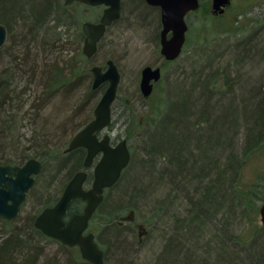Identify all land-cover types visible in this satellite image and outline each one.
I'll use <instances>...</instances> for the list:
<instances>
[{"label":"trees","instance_id":"1","mask_svg":"<svg viewBox=\"0 0 264 264\" xmlns=\"http://www.w3.org/2000/svg\"><path fill=\"white\" fill-rule=\"evenodd\" d=\"M131 4L135 18H142L143 23L152 20L145 30L154 31L156 12L140 0ZM76 6L66 5L65 0H0V23L9 31L7 44L0 48V164L22 165L36 157L44 163L37 181L50 176L45 186L48 192L39 201L41 209L21 213L11 221L0 218V264H90L48 253V245L54 243L69 248L34 225L40 211L55 204L52 186L82 169L86 149L65 153L66 141H53L43 130L45 126L40 131L37 123L33 137H27L28 145L22 132L29 114L35 122L59 94L73 97L81 92L82 107L72 110L75 113L67 129L78 130L74 118L93 111L100 92L106 89V85L93 88L94 75L81 49L85 40L79 22L82 11ZM65 26L68 28L59 31ZM72 34L76 35L78 58L75 54L64 58L61 53ZM254 43L249 38L225 55L207 54L202 49L190 60L189 71L172 83L177 90L175 102H170L157 123L152 114L150 125L155 129L144 147L148 158L140 160L146 167L148 186L140 183L121 199H153L158 216L174 221L175 233L166 237L159 264H196L197 257L205 264L206 256L219 251L223 256L219 253L217 264H264V244H258L264 233L257 232L247 242L239 233H230L226 223L229 219L235 228L236 219L241 218L237 212L247 214L239 219L245 221L252 212L258 214L264 200V173L257 174L254 182L244 179L250 162L264 159V73H253L254 65L261 62V50ZM132 100L126 98V107ZM135 163L131 161L127 169ZM92 179L90 174L89 181ZM161 192L162 197L156 196ZM84 207L82 199H75L68 216ZM114 227L110 224L109 228ZM116 232L111 237L116 254L130 255L127 243L122 238L118 241L120 233ZM199 236L209 237L201 250L195 245Z\"/></svg>","mask_w":264,"mask_h":264},{"label":"rangeland","instance_id":"2","mask_svg":"<svg viewBox=\"0 0 264 264\" xmlns=\"http://www.w3.org/2000/svg\"><path fill=\"white\" fill-rule=\"evenodd\" d=\"M255 1L257 0H237L236 4H238V6L234 8L232 11L233 13L221 18L209 17L205 21L207 28L201 32L200 35L197 31H193L194 34L190 37L191 41L181 57L174 63L163 65V82L160 83L153 97L147 101H145L140 94L141 71L146 65H152L162 61L160 47L158 46L160 35L145 30V27L152 20H148V18L146 22L143 23L142 18H135L136 15L130 12L131 3H133L134 0H130L131 5L128 9H125L123 19L116 23L102 39L98 53L92 59H88L85 56V60L90 66V69L93 65L106 66L109 59H113L120 69L122 80L119 87L118 98L114 104L113 123L107 131L113 135L116 142L123 138L128 140L132 152V161L136 162L129 170L127 169L124 171L117 185L106 190V199L90 223V230L96 233L100 242L107 248V242L109 241V254L106 256V264L160 263L159 257L164 251L166 237L168 235H174L173 233H175L174 221L171 219L167 220L168 216H163V214L158 216L156 213L158 204L153 199L149 198V202H145L138 198L134 200L127 198L125 201L121 198L124 192L139 186L140 183L148 186V182L144 178L146 167L140 164V160L148 158L144 151V147L147 145L146 143L155 129V127L151 128L150 119L153 114L155 123H157L169 109L170 102H175L176 99H174V95L177 94V90L175 89L176 86L172 83H176L175 79L178 78L180 74L184 75L185 72L189 71L191 68L189 62L193 59L195 54L201 52L202 49H210V51H213L216 55L222 53L225 55L228 51L232 50L235 45H239L243 41L252 38L253 43L255 42L257 44L256 46L261 50V58L259 60L261 62L254 65L253 73H264V3L255 5ZM76 5V8L82 11L80 16L81 21L79 19L81 28L85 21L97 22L103 14L104 7H88L82 3H76ZM76 13L78 12L76 11ZM148 15L149 14H147V16ZM148 17H150V15ZM151 17H153L152 14ZM194 22L197 25L200 23L199 20H194ZM69 23L70 30L72 25L71 22ZM203 27L205 26L203 25ZM64 28H68V26L59 28V31L63 32ZM75 40L76 35L72 34L69 37L67 49L61 53L64 55V58H69L74 54L78 58L79 48ZM83 46L84 42L81 47L82 50ZM183 68L186 70H183ZM104 90L100 92L99 97L95 101L96 104L94 108ZM80 93L81 92L77 93V95H73V97L59 94L54 101L51 102L46 112L40 115V117L35 118V122H32L34 118L29 114L23 121L22 132L26 133L27 143L24 144H29L27 137H33L37 123L38 125L36 127L39 128L40 131L42 126H45L43 130L50 135L53 141L60 142V144L66 141V145L64 146V148H66L74 134L94 118V110L90 112L86 110L83 114L74 118L73 124L76 122V125L78 124L80 128L78 127L79 129L76 131L75 128L72 132L67 130L68 123L72 119V114L75 113V109L78 110L82 107V96ZM33 94L35 95L34 92ZM126 98H133L128 107L125 105ZM26 108L29 107L27 106ZM82 111H80V113ZM142 117L148 121L145 126L138 123ZM125 121H128V123ZM64 124L65 126H63ZM35 141H37V139H35ZM260 173H264V159H253L244 171V179L254 182L253 180H255L257 174ZM65 175L66 172H63L62 176ZM49 177L50 176L47 175L43 177L42 180L40 179L36 182L35 187L29 194V198L22 207L21 213L27 215L31 212L36 213V210H39V208L41 209L39 201L42 199V195L48 192L45 186H48ZM61 179H63V177ZM68 181L69 179L66 176L64 183H57L52 186L53 198H55V200H53L54 203L60 199ZM91 183L92 181L88 184V187L91 186ZM162 194L164 195L163 192L157 193V196H161ZM155 195L156 194L153 196ZM179 209L180 208L176 210L178 211ZM126 216L135 218L137 223L147 228L148 233L144 236L141 243L139 242L138 229L129 235L118 234L120 237L118 241L122 238L123 241L127 243V249H130V255H119L115 253V244L111 238L112 235L115 236L114 233L117 232L115 229L109 228L110 225H105L104 222L109 220H124ZM261 226L259 213L256 214L252 212L250 217L245 221L238 220L236 227L231 228V230L233 229L235 231L232 230L231 233H239V237L251 238L257 234ZM260 231L264 233V228ZM200 238L202 241H206V243L209 239L207 236H199L198 239L200 241ZM257 240L259 241L260 238ZM258 244H264V240ZM195 245L199 249L201 246L203 247V244L200 243H195ZM47 249L48 253L59 254V256L63 258L72 257L77 263H83V261H85L77 247L65 250L58 243H54L48 245ZM202 257H205V254H203ZM197 258L195 260L196 264H204L198 262L199 260Z\"/></svg>","mask_w":264,"mask_h":264},{"label":"water","instance_id":"3","mask_svg":"<svg viewBox=\"0 0 264 264\" xmlns=\"http://www.w3.org/2000/svg\"><path fill=\"white\" fill-rule=\"evenodd\" d=\"M152 5L162 8L163 30L161 33V53L168 60L177 59L182 53L186 41L187 23L185 17L190 10L198 8V0H147ZM216 8L224 0H215ZM80 2L89 6L104 5L99 22L85 21L82 30L85 34L83 53L86 57H94L104 38L108 26L121 18L122 0H65L66 5ZM174 34L169 37V33ZM9 38L5 24L0 23V48ZM94 75L93 88L98 89L104 83L107 88L94 110V118L78 131L69 143L65 152L83 147L88 153L84 162L85 168L93 165L95 158L100 159L94 167V180L90 189H85L88 171L78 172L66 186L62 196L53 206H48L36 216L34 225L45 235L60 241L64 245L79 246L85 260L94 264H105L104 251L95 241V234L85 235L90 220L104 201L106 188L114 186L121 178L123 171L129 166L132 154L126 139L116 145L111 143V136L99 134L108 128L113 120V104L117 98L121 82V72L113 59L107 66L92 67ZM162 77L160 67L147 65L142 70L140 88L144 96L152 94L154 82ZM44 163L32 157L23 165L12 163L0 164V218L11 221L20 216L22 206L34 187L37 176L41 174ZM76 197L87 201L82 213L66 219L69 207ZM264 223V203L260 209Z\"/></svg>","mask_w":264,"mask_h":264},{"label":"flooded vegetation","instance_id":"4","mask_svg":"<svg viewBox=\"0 0 264 264\" xmlns=\"http://www.w3.org/2000/svg\"><path fill=\"white\" fill-rule=\"evenodd\" d=\"M236 1L237 0H224L216 8V6H215V2L216 1L215 0H198V3H199L198 8L190 10L187 13L186 17H185V21L187 23V27L188 28H187V32H186V41H185V44L183 46L182 53L188 47V44L191 41L190 37H191V35L194 34L193 31H197V33L200 35V33L203 32L207 28L205 21L209 17L221 18V17L228 16L230 13H233L232 11L234 10V8H236V6H238V4H236ZM140 2L142 3L143 6H145L146 8H150V9L154 10L156 12V14H157L156 18H155L156 22H157L156 25H155V30L154 31L152 30L150 32H154V33L160 35V40L158 42V46L160 47V56H161V60H162L161 62H156V64L155 63L152 64V66L155 67V68L160 67L161 71H162L161 79L159 81L154 82V88H153L152 94L150 96L146 97V96L143 95V93L141 91V88H140V94H141L142 98L145 101H147V100H149L150 98L153 97V95L155 94V92H156L157 88L159 87L160 83L163 82V78H164L163 65H165L167 63L176 62L181 57L182 53L180 54V56L177 59H174V60H168L165 56L162 55V53H161V48H162V45H161V33H162V30H163L162 8L160 6L150 4L147 0H140ZM262 3H264V0H257V1L254 2L255 5L262 4ZM95 7H97V6H95ZM98 7H104V10L106 9V6H104V5H101V6H98ZM129 7H130V0H122V9H121L122 16L118 20L114 21L110 26H108L107 32L110 31L116 25V23H118L119 21H121L123 19L125 9H128ZM104 10H103V12H104ZM194 20H196V21L199 20L200 21L199 25H197L194 22ZM98 21H100V19ZM203 25L205 27H203ZM197 33H195V34H197ZM173 34H174V32L171 31L169 33V37H171ZM205 50L208 51L207 54H213L214 53L213 51H210V49L209 50L205 49ZM141 79H142V71H141ZM113 116H114V107H113ZM125 122L128 123V121H125ZM140 123L145 126V125H147L148 121L146 119H144V117H142L140 119ZM108 133L109 132L106 130V131L100 133L99 137L102 138L104 135H106ZM110 135H111V143L112 144H116L118 141L116 142V140L113 138V135L112 134H110ZM74 150H76V149H74ZM74 150H72L70 152H65V153H71ZM87 153H88V151L86 149V157H87ZM86 157H85V159H86ZM99 157L100 156L98 155L95 158L92 167H90L88 169L83 167L82 169L76 171L73 176H75L78 172H81V171H88L89 175L90 174L93 175L94 167H95ZM105 199H106V196H105ZM136 221L137 220L135 218H133V217L132 218H128L127 217L124 220L113 221V222L106 221L104 223H105V225L114 224L115 227L113 229H115V231H118L120 234H128L129 235L130 233H132L133 231H136L138 229L139 242L141 243L143 238H144V236L148 233V230H147V228L144 225H142L140 223H137ZM91 232L94 233L93 231L90 230V226H89V228L85 232V235H87V234H89ZM94 234H95V241L97 242L98 246L103 251L107 252L108 249H109V241L107 242L108 243V248H107L105 245L102 244V242H100V240L98 239V236L96 235V233H94ZM105 264H106V255H105Z\"/></svg>","mask_w":264,"mask_h":264},{"label":"bare ground","instance_id":"5","mask_svg":"<svg viewBox=\"0 0 264 264\" xmlns=\"http://www.w3.org/2000/svg\"><path fill=\"white\" fill-rule=\"evenodd\" d=\"M93 58V57H92ZM92 58H88V59H92ZM94 79V78H93ZM70 143V142H69ZM68 146H69V144H68ZM68 146L64 149V152H65V150L68 148ZM84 162H85V160H84ZM84 162H83V167L85 168V166H84ZM82 167V168H83ZM74 175V174H73ZM72 176V175H71ZM74 178V176H72L70 179H69V181H68V183L66 184V186L69 184V182L72 180ZM66 186L64 187V190H65V188H66ZM92 187V185L90 186V187H88V185H85V189H90ZM34 188V187H33ZM32 188V189H33ZM31 189V190H32ZM31 190L29 191V193H28V197H27V199L29 198V194H30V192H31ZM64 190H63V192H64ZM63 192H62V194H63ZM62 196V195H61ZM157 196V195H156ZM77 198H80V199H82L81 197H76L75 199H77ZM27 199H26V201H27ZM74 199V200H75ZM73 200V201H74ZM83 200V199H82ZM26 201L24 202V204L26 203ZM84 202H85V204H87V201H85V200H83ZM263 203H264V200L263 201H261L260 202V205H259V209H258V213H259V216H260V222H261V224H262V226H261V229H263L264 228V223L262 222V216H261V211H260V209H261V207H262V205H263ZM24 204H23V206H24ZM22 206V207H23ZM44 209V208H43ZM43 209H42V211H43ZM42 211H40V213L42 212ZM39 213V214H40ZM38 214V215H39ZM237 214L239 215L238 217H241V218H243L245 215H247V214H245L244 212H242V211H240V212H237ZM249 214V213H248ZM37 215V216H38ZM232 216H234V214H232V215H230V217H232ZM128 216H126V218H127ZM131 217V216H130ZM130 217H128V218H130ZM125 218V219H126ZM241 218H239V219H241ZM239 219H236V222H238V220ZM5 220V219H4ZM232 220V219H231ZM226 223H229V225H230V227L232 228L233 227V223L228 219V220H226ZM260 228H259V231L261 230ZM233 230V229H232ZM232 230H230L229 232L231 233L232 232ZM233 231H235V230H233ZM258 231V232H259ZM47 236V235H46ZM48 237V236H47ZM49 238H51V237H49ZM244 241H247V242H251L252 240H253V238L251 237V238H243V237H241ZM53 239V238H52ZM201 239V238H200ZM195 243H197V244H205L206 243V241H202V239H201V241L199 240V239H197V240H195ZM210 243L212 244V245H215V242H211L210 241ZM66 247H68V248H72V247H77V248H79V250H80V247L79 246H69V245H65ZM80 253H81V251H80ZM116 253V252H115ZM219 253L223 256V252L222 251H219L218 253H211V256L210 257H208V256H206V259H207V261L205 262V264H217L218 262H219V260H220V258H219ZM104 254L107 256L108 254H109V250L107 251V252H105L104 251ZM85 261H87L88 263H90V264H94V263H92V262H90V261H88V260H85Z\"/></svg>","mask_w":264,"mask_h":264}]
</instances>
